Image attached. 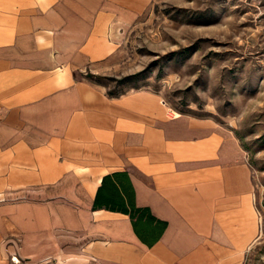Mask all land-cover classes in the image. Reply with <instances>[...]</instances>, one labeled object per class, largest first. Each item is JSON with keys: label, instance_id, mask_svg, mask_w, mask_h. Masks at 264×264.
<instances>
[{"label": "crops", "instance_id": "obj_1", "mask_svg": "<svg viewBox=\"0 0 264 264\" xmlns=\"http://www.w3.org/2000/svg\"><path fill=\"white\" fill-rule=\"evenodd\" d=\"M152 4L0 0V264H245L261 239L235 130L92 82ZM121 172L168 223L153 246L129 215L94 207Z\"/></svg>", "mask_w": 264, "mask_h": 264}, {"label": "rangeland", "instance_id": "obj_2", "mask_svg": "<svg viewBox=\"0 0 264 264\" xmlns=\"http://www.w3.org/2000/svg\"><path fill=\"white\" fill-rule=\"evenodd\" d=\"M91 79L114 96L154 91L172 117H208L237 132L263 226L245 264H264V0H153Z\"/></svg>", "mask_w": 264, "mask_h": 264}, {"label": "trees", "instance_id": "obj_3", "mask_svg": "<svg viewBox=\"0 0 264 264\" xmlns=\"http://www.w3.org/2000/svg\"><path fill=\"white\" fill-rule=\"evenodd\" d=\"M94 207L129 215L137 234L149 246L158 242L168 227V223L154 217L149 208L137 205L134 187L125 172L104 178Z\"/></svg>", "mask_w": 264, "mask_h": 264}, {"label": "built area", "instance_id": "obj_4", "mask_svg": "<svg viewBox=\"0 0 264 264\" xmlns=\"http://www.w3.org/2000/svg\"><path fill=\"white\" fill-rule=\"evenodd\" d=\"M15 262H19V261L15 260ZM51 264H53V263H51Z\"/></svg>", "mask_w": 264, "mask_h": 264}]
</instances>
